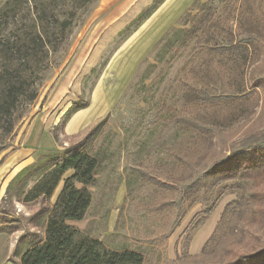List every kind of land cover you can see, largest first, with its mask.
I'll list each match as a JSON object with an SVG mask.
<instances>
[{"label": "rangeland", "instance_id": "obj_1", "mask_svg": "<svg viewBox=\"0 0 264 264\" xmlns=\"http://www.w3.org/2000/svg\"><path fill=\"white\" fill-rule=\"evenodd\" d=\"M5 1L0 0V6ZM193 1L91 0L83 7L61 8L64 14L60 17L66 11H75L68 36L50 48L38 65L37 96L28 104L21 103L15 111L12 139L0 151V217L20 220L13 232L0 231V264H19L26 231L43 233L42 225L34 226L37 219L30 222L27 218L39 211L42 201L25 204L11 199L5 192L12 178L37 156L63 152L97 125L98 136L89 150L99 156L94 181L87 187L91 202L81 220L68 222L79 233L97 238L108 249H135L146 259L156 257L158 264H167L165 260L170 264H217L228 253L249 248L255 238L263 239L264 226L251 222L250 208L241 200L244 216L236 231L223 238L213 253H201L223 207L238 197L237 184L230 182L206 222L192 231L187 256L181 254L184 230L202 214L200 203L190 205L167 240L162 244L159 241L171 211L159 208L158 203L169 195L150 178L165 182L180 175L183 166L174 154L192 153L194 133L169 117L181 110L182 91L188 83L185 63L193 41L176 49L169 64L157 62L155 53L159 39L167 31L188 27L184 14L196 13ZM230 1L236 9L239 0ZM215 2V14L222 16L223 5ZM155 3H159L158 7L144 19ZM20 14L28 15V8L25 6ZM142 17L144 20L132 31ZM5 33L12 36L14 32L6 29ZM149 63H155L156 68L142 85L139 78ZM251 69L264 70L263 52L253 53L244 66L247 86ZM247 91L245 98L221 99L216 124L225 144L220 146L216 141L212 161L229 155L232 145L237 147L238 157L254 156L258 149L245 147V143L264 142V88L257 93L250 88ZM76 101L87 105L64 122L65 111ZM61 184L49 203L54 201ZM258 190L264 192V182Z\"/></svg>", "mask_w": 264, "mask_h": 264}, {"label": "trees", "instance_id": "obj_2", "mask_svg": "<svg viewBox=\"0 0 264 264\" xmlns=\"http://www.w3.org/2000/svg\"><path fill=\"white\" fill-rule=\"evenodd\" d=\"M215 1L223 5L222 16L215 14ZM90 2L6 0L0 6V151L8 147L12 139L17 119L15 111L21 103L28 104L37 96L35 78L38 65L47 57L50 48L54 49L68 36L75 11H66L60 17L64 14L61 8L67 5L83 7ZM159 3L152 5L144 19ZM193 5H196V13L184 14L188 27L167 31L159 39L155 53L157 62L169 64L176 49L193 41L192 51L185 63L188 83L182 91L181 110L169 117L171 122L194 133L192 153L174 154L183 166L180 175L165 182L150 178L169 195L162 197L158 203L159 208L171 211L166 231L159 237L161 244L190 205L200 203L203 207L202 214L190 221L184 230L182 256L188 254L192 231L206 222L226 191L227 183L237 184L238 197L223 207L212 233L201 247V253H213L223 238L236 231L244 216L241 200L250 208L251 222L264 226V192L258 190L264 182V142L254 145L245 143V147L258 149L254 156L238 157L235 155L237 147L232 145L229 155L224 154L214 161L210 159L216 141L220 146L225 144V137L216 124L221 99L245 98L248 88L256 93L264 88V70L249 71V86L242 73L253 53H264V0H239L236 9L230 0H194ZM25 6L28 15L22 17L20 13L24 12ZM54 9H57L56 14L51 17ZM144 19H139L131 30L134 31ZM6 29L13 30L12 36L5 33ZM155 68V63L147 64L139 78L142 85ZM259 101L258 97L256 105ZM86 105L82 101L72 103L65 111L63 121ZM98 128L99 125L82 139L69 144L63 152L37 156L32 163L21 168L9 183L5 193L11 199L25 204L43 203L39 211L27 217L30 222L37 219L34 226L42 225L43 233L26 231L19 264H158L156 257L146 259L142 252L135 249L105 248L97 238L79 233L68 223L81 220L91 202L87 187L94 181L99 156L90 154L89 150L98 136ZM7 138L8 141L4 142ZM53 138L57 140L56 135ZM67 172L70 174L63 178ZM60 182L62 184L54 201L49 203ZM242 183L245 186H241ZM18 224L19 219L0 217V231L11 233ZM228 254L231 256L217 264H264V237L262 240L255 238L249 248ZM165 262L170 264L168 260Z\"/></svg>", "mask_w": 264, "mask_h": 264}, {"label": "crops", "instance_id": "obj_3", "mask_svg": "<svg viewBox=\"0 0 264 264\" xmlns=\"http://www.w3.org/2000/svg\"><path fill=\"white\" fill-rule=\"evenodd\" d=\"M35 158V157H34Z\"/></svg>", "mask_w": 264, "mask_h": 264}]
</instances>
